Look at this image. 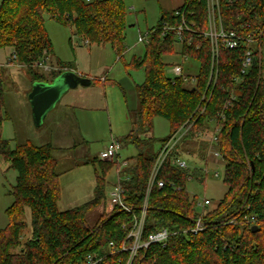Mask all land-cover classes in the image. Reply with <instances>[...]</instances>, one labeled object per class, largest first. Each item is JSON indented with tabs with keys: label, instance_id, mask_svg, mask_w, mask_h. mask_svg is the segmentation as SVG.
I'll use <instances>...</instances> for the list:
<instances>
[{
	"label": "trees",
	"instance_id": "16d2710c",
	"mask_svg": "<svg viewBox=\"0 0 264 264\" xmlns=\"http://www.w3.org/2000/svg\"><path fill=\"white\" fill-rule=\"evenodd\" d=\"M221 0L222 19L227 30L248 33L264 28V0ZM204 10V8H201ZM48 14L56 22L74 29L75 35L91 43L110 44L120 59L124 51L126 7L123 0H3L0 5V49L11 48L18 62L25 65L34 82H52L37 74V67L46 55H54V45L46 25ZM150 30V43L143 57L125 63V69L144 70L146 80L136 84L139 107L134 111V130L124 141L138 154L129 159L124 170V204L131 213L117 207L106 209L94 226L87 216L107 199V176L119 164L98 159L85 164L95 167L96 186L91 201L61 212L58 160L52 144L36 146L31 142L11 147L0 137V155L18 173L14 205L8 210L9 224L0 231V264H80L89 255L103 258L100 264H127L130 251L108 254L110 243L130 248L128 238L135 221L141 219L147 200L142 241L161 229L175 233L167 248L150 245L138 251L133 264H264V77L256 56L254 67L240 83L235 78L241 71L244 50L223 49L216 81L211 77L209 45L176 50L174 36H163L162 21ZM13 54V53H12ZM187 56L198 62L196 83L182 77L166 76L167 56ZM262 59V55H261ZM63 69L72 70L63 62ZM238 99L224 110L229 95ZM3 68L0 67V136L5 117L6 96ZM211 96L208 101L203 97ZM221 113L225 118H221ZM163 117L170 122L171 134L156 150L152 133L153 119ZM192 125L174 152L165 161L157 179L182 188L160 190L155 186L147 199V185L163 146L184 126ZM220 127L218 150L225 160V198L202 216L207 230L198 236L183 231L192 229L201 218L199 198H191L187 186L190 179L206 183L200 169H182L173 160L183 156L184 147L196 144L201 160H207V141L201 133L211 134ZM30 208L31 236L25 240L28 224L25 209ZM256 217L259 230L252 231L250 219ZM232 220V225L226 220Z\"/></svg>",
	"mask_w": 264,
	"mask_h": 264
},
{
	"label": "rangeland",
	"instance_id": "374dc122",
	"mask_svg": "<svg viewBox=\"0 0 264 264\" xmlns=\"http://www.w3.org/2000/svg\"><path fill=\"white\" fill-rule=\"evenodd\" d=\"M3 0H0V5ZM126 7V27L124 29V51L122 58L110 44H85V39L75 35L74 29L56 22L50 15H45L47 32L54 45V58L46 55L50 71L37 68V74L51 81L55 73L63 70L58 59L69 69L90 77L93 83L90 87H78L69 90L48 114L41 126H36L29 95L33 86V77L25 65L18 62L9 67L13 49H0V67L3 68L5 81L6 106L1 138L10 141L11 147L17 144L31 142L36 146L52 144L55 148V158L58 160L61 199L58 209L65 212L81 206L93 199L96 185V171L89 160H100V153L108 146L112 136L121 140V157L129 160L138 152L124 138L134 130V111L139 107L136 94V84L146 80L144 70L125 69V63H131L134 57H143L146 45L140 43V38L158 26L161 19L183 6L185 0H123ZM178 53L180 46H176ZM166 76L175 79L181 68L183 74L190 78L199 73L198 62L180 56H167L164 59ZM261 67L264 77V47ZM52 68V69H51ZM102 77L108 82H104ZM112 81V82H111ZM171 134L170 122L163 117L153 119L152 133L148 136L155 139L156 150L161 141ZM196 144L184 147L182 155L191 170L206 168L208 160H201V154L196 150ZM191 158V159H189ZM206 183L195 179L190 180L187 190L193 198L204 197L211 201L208 209L215 208L228 193L224 182L225 163L218 166L209 164ZM220 176L215 177L214 172ZM113 169L107 176V192L114 183ZM18 173L11 163L0 155V231L9 224L8 210L14 205L15 187ZM111 184V185H110ZM106 208V203L90 212L87 221L90 226L96 225ZM30 208L25 209L24 219L28 229L24 233L23 243L31 236Z\"/></svg>",
	"mask_w": 264,
	"mask_h": 264
},
{
	"label": "built area",
	"instance_id": "2783aa9c",
	"mask_svg": "<svg viewBox=\"0 0 264 264\" xmlns=\"http://www.w3.org/2000/svg\"><path fill=\"white\" fill-rule=\"evenodd\" d=\"M90 1V0H88ZM232 3V0H228ZM204 8L202 10L201 8ZM161 33L163 36H174L176 43L181 48L195 47L197 50L203 48L204 45H209L210 56H211V77L210 83L216 81L219 72L220 56L223 49L236 51L244 50V54L241 58V71L240 74L235 78V83H240L241 80L249 74L251 69L255 65L256 56H259V62L261 64V55L264 47V28H260L248 33H241L235 30L225 29L222 10L221 0H185L183 6L176 9L169 19L162 21ZM149 31L145 37L140 38V43L148 45L150 43ZM86 45H90L91 42L86 39L84 40ZM11 63L9 67H14L18 63V57L13 52L11 57ZM187 56H183V60H188ZM47 58L44 57L35 66L39 69L50 71L47 64ZM52 69V68H51ZM72 71L63 69L61 72ZM77 73V72H76ZM78 74V73H77ZM182 77L185 81L196 83V77H188L183 74L181 68L176 78ZM211 96L203 97V101H208ZM238 96L232 91L229 95L224 110H227L233 102L237 101ZM221 118H225V114L221 113ZM192 125L184 126L179 132H177L171 139L163 146L156 164L153 168L151 177L147 185V199L150 196L152 189L157 186L160 190L167 187L172 188L175 191H181L182 188L175 183L167 184L163 180L157 179L161 167L168 159L169 156L174 152L177 145L186 136ZM220 127L214 125L211 134L201 133V138L208 143L207 147V160L206 168L202 171L205 175L209 172V164L219 165L225 163L223 155L219 152L218 146V134ZM122 144L121 140L115 136H112L108 146L100 153V160L104 162H117L119 165L115 168V177L113 187L107 192L106 199V211L110 213L117 207H121L122 210L131 213L132 210L128 208L123 202L124 182L129 180L127 176L122 173V170L130 165L128 160H123L121 157ZM173 164L182 168L190 169L187 161L183 156L177 157L173 160ZM124 175V176H123ZM215 177H219V172H214ZM193 180V179H190ZM211 205V201L204 197L202 200L199 199L197 207L201 214V218L194 221L195 226L190 229L183 231V234L191 233L194 236H198L207 230V225L202 219V216L208 211V207ZM142 217L137 219L134 223L132 231L128 238L133 239V244L130 248L126 247L125 244L122 247H118L114 242L110 243L108 248V254L114 255L121 252L130 251L131 255L127 264H133L137 256V253L142 248H148L150 245H159L162 248H167L170 238L175 234L171 233L168 229H161L148 236L146 242L142 241L143 238V227L145 216L147 212V200L145 206L142 208ZM256 217L250 219L252 226L257 225ZM234 221L226 220V224L232 225ZM103 258L89 255L86 260L80 264H100Z\"/></svg>",
	"mask_w": 264,
	"mask_h": 264
},
{
	"label": "water",
	"instance_id": "95a60500",
	"mask_svg": "<svg viewBox=\"0 0 264 264\" xmlns=\"http://www.w3.org/2000/svg\"><path fill=\"white\" fill-rule=\"evenodd\" d=\"M92 79L83 77L75 71H65L52 82H34L29 99L36 126H41L48 114L57 106L62 97L72 89L90 87ZM259 230L257 225L252 227L253 233Z\"/></svg>",
	"mask_w": 264,
	"mask_h": 264
},
{
	"label": "crops",
	"instance_id": "0c3cea01",
	"mask_svg": "<svg viewBox=\"0 0 264 264\" xmlns=\"http://www.w3.org/2000/svg\"><path fill=\"white\" fill-rule=\"evenodd\" d=\"M54 55H55V52H54ZM54 55H52V57L54 58ZM56 62H58V64L60 63V62H62V61H60V59H58V61H56ZM60 65V64H59ZM75 72H76V70H75ZM77 73L79 74L80 72H79V70L77 69ZM79 75H81V74H79ZM81 76H83V77H87V78H90V77H92V76H84V75H81ZM91 79V78H90ZM102 80L105 82H108L109 81V79L108 78H106V80L104 79V77H102ZM112 82V81H111ZM33 83V82H32ZM92 83H93V80H92ZM46 145V144H45ZM184 157V156H183ZM189 159H191V158H189ZM127 168V167H126ZM126 168H124L123 170H122V173L124 172V170L126 169ZM124 176V175H123ZM114 179H116V177H115V172H114ZM111 185V184H110ZM96 186V185H95ZM111 188L113 187V183H112V186H110ZM110 188V189H111ZM94 190H95V187H94ZM93 197H94V195H93ZM92 200V199H91Z\"/></svg>",
	"mask_w": 264,
	"mask_h": 264
}]
</instances>
